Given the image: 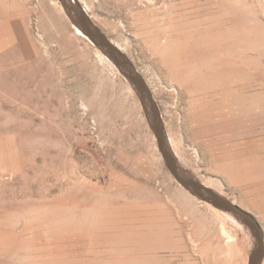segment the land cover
Instances as JSON below:
<instances>
[{
    "label": "rangeland",
    "instance_id": "obj_1",
    "mask_svg": "<svg viewBox=\"0 0 264 264\" xmlns=\"http://www.w3.org/2000/svg\"><path fill=\"white\" fill-rule=\"evenodd\" d=\"M80 2L179 164L264 238V0ZM254 248L175 178L134 85L62 0H0V264H249Z\"/></svg>",
    "mask_w": 264,
    "mask_h": 264
},
{
    "label": "water",
    "instance_id": "obj_2",
    "mask_svg": "<svg viewBox=\"0 0 264 264\" xmlns=\"http://www.w3.org/2000/svg\"><path fill=\"white\" fill-rule=\"evenodd\" d=\"M75 25L97 47H99L112 60L121 72L130 80L138 92L141 102L148 114L150 126L155 132L159 149L162 152L166 165L175 178L190 192L217 208L231 212L250 229L255 238V248L251 254L249 264H262L264 259V238L257 220L239 206L230 202L225 196L210 189L194 179L178 162L174 156L166 132L159 108L151 94L147 84L139 74L129 58L115 47L93 23L80 0H62Z\"/></svg>",
    "mask_w": 264,
    "mask_h": 264
},
{
    "label": "bare ground",
    "instance_id": "obj_3",
    "mask_svg": "<svg viewBox=\"0 0 264 264\" xmlns=\"http://www.w3.org/2000/svg\"><path fill=\"white\" fill-rule=\"evenodd\" d=\"M63 10V9H62ZM93 20L95 21V23L97 24V26H99V24L97 23V21L93 18ZM99 28H100V26H99ZM105 32V31H104ZM115 45H117V47H119L125 54H126V52L123 50V48L122 47H120L119 46V44H117V43H115L114 42V40L112 41ZM178 155V154H177ZM179 156V155H178ZM180 157V156H179ZM233 203H236L235 201L233 202ZM237 204V203H236Z\"/></svg>",
    "mask_w": 264,
    "mask_h": 264
}]
</instances>
